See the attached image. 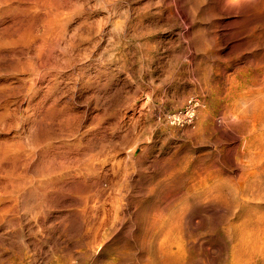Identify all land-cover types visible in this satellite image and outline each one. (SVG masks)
<instances>
[{
  "label": "rangeland",
  "instance_id": "374dc122",
  "mask_svg": "<svg viewBox=\"0 0 264 264\" xmlns=\"http://www.w3.org/2000/svg\"><path fill=\"white\" fill-rule=\"evenodd\" d=\"M232 1L0 0V264H264L235 182L264 0Z\"/></svg>",
  "mask_w": 264,
  "mask_h": 264
},
{
  "label": "bare ground",
  "instance_id": "6f19581e",
  "mask_svg": "<svg viewBox=\"0 0 264 264\" xmlns=\"http://www.w3.org/2000/svg\"><path fill=\"white\" fill-rule=\"evenodd\" d=\"M234 1V0H233ZM232 1V2H233ZM241 1H243V0H241ZM227 2H228V0H227ZM226 2V3H227ZM245 2V1H244ZM9 3V2H8ZM10 7V6H9ZM26 9V8H25ZM27 10V9H26ZM33 11V10H32ZM248 25V24H247ZM210 32V31H209ZM23 33H25V32H23ZM22 34V33H21ZM31 34V33H30ZM24 38V37H23ZM31 41H32V39H31ZM23 48V47H22ZM42 48V47H41ZM246 52V51H245ZM264 54V53H263ZM247 56V55H246ZM262 56H264V55H262ZM247 58V57H246ZM258 61V60H257ZM260 62H261V60H259ZM262 61L264 62V60L262 59ZM263 62H262V65H264L263 64ZM257 63V62H256ZM252 64V63H251ZM262 67V66H261ZM260 67V68H261ZM253 68V67H252ZM244 73V72H243ZM250 73V72H249ZM251 73H252V71H251ZM253 74V73H252ZM246 75H247V73H246ZM245 75V76H246ZM249 78V77H248ZM247 80V79H246ZM250 80V79H249ZM249 80H247V82L245 83V85H246V87H244L243 89H245V91H243V94H241V95H239V98H238V102H240V108H239V111H240V115L239 116H236V118H238V120H239V124H241V126H242V133H241V135H242V137H243V145H242V148L238 151V154H239V156L237 157V163L239 164V167H238V169H239V172H238V170H236V169H234V170H236L235 172H238L237 173V181H235L236 180V178H235V182H236V188H238L240 191H243V192H245V193H247V196H248V193L251 191H254V190H256L257 188H262V187H264V70H263V72L261 71V72H258V74H256L255 76H253L252 77V80L251 81H249ZM248 83H250V84H248ZM259 84H262L263 86H260V87H258V85ZM244 85V84H243ZM242 86V85H241ZM240 88V87H239ZM239 90H241V89H239ZM238 90V91H239ZM259 91V95H256L255 93H253L254 91ZM247 92H251V93H253V94H255V95H248L247 94ZM242 93V92H241ZM260 94H262V95H260ZM238 105V104H237ZM254 109V110H252L253 112L250 114L249 113V111H248V109ZM238 115V114H237ZM234 119V118H233ZM232 123V122H231ZM237 137V136H236ZM242 140V139H241ZM232 154H234V153H232ZM233 158V157H232ZM234 160V159H233ZM235 161V160H234ZM233 161V162H234ZM233 166V165H232ZM236 166V165H235ZM234 167V166H233ZM237 167V166H236ZM212 168V167H211ZM230 168V167H229ZM228 168V169H229ZM235 168V167H234ZM218 169V168H217ZM222 169H224V168H222ZM227 169V170H228ZM232 169V168H231ZM221 170V169H220ZM224 171V170H223ZM225 172V171H224ZM223 172V173H224ZM217 174H218V170H217V172H216ZM219 173H221V171L219 172ZM208 174H210V173H208ZM210 175H212V174H210ZM214 175V174H213ZM220 175V174H219ZM224 175H228V173L227 174H224ZM234 175H236V173L234 174ZM198 176V175H197ZM216 176V175H215ZM223 176V175H222ZM228 176H230V175H228ZM233 176V175H232ZM194 177H196V176H194ZM202 177V176H201ZM214 177V176H213ZM218 177V176H217ZM227 177V176H226ZM226 177H224V178H226ZM236 177V176H235ZM211 178V177H210ZM223 177H222V179H224ZM231 179H232V177H230ZM195 179V178H194ZM202 179V178H201ZM205 179V178H204ZM219 179V178H218ZM234 179V178H233ZM217 180V179H216ZM220 180H221V178H220ZM225 180V179H224ZM226 180H227V178H226ZM225 180V181H226ZM229 180V179H228ZM228 180H227V182H228ZM223 181V180H222ZM234 181H232V182H234ZM203 182V181H202ZM216 182V181H215ZM219 182V184H221L220 182L221 181H218ZM231 181H229V183H230ZM197 183V182H196ZM224 183H226V182H224ZM223 183V184H224ZM228 183V184H229ZM212 184V183H211ZM194 185V184H193ZM204 185H206V184H204ZM218 185V184H217ZM217 185H215V186H217ZM222 185V184H221ZM229 185H232V187H233V184H229ZM195 186H197V185H195ZM213 186V185H212ZM219 186V185H218ZM224 186H225V188L226 187H228L226 184H224ZM192 187V186H191ZM201 187H206V186H201ZM211 187V186H210ZM231 187V188H232ZM207 188V187H206ZM211 188H213V187H211ZM230 188V189H231ZM197 189V188H196ZM208 189V188H207ZM216 189V188H215ZM219 189V188H218ZM228 189V188H227ZM226 189V190H227ZM233 189H235L234 187H233ZM233 189H231V190H233ZM217 190V189H216ZM221 190H222V188H221ZM203 190H201V194L203 195V192H202ZM209 192H210V190H208ZM228 191H230V190H228ZM257 191V190H256ZM204 192H206V191H204ZM225 192H227V191H225ZM238 192V191H237ZM261 192H262V190H261ZM263 192H264V190H263ZM196 193V195H198L199 194V192L197 193V192H195ZM195 193H193V194H195ZM213 193V192H212ZM212 193H209L210 195H212ZM230 193V192H229ZM233 193H236L235 192V190H234V192H232V195H233ZM253 193V192H252ZM251 193V194H252ZM258 193H260V191H258ZM226 194V193H225ZM238 194V193H237ZM239 194H240V192H239ZM238 194V195H239ZM250 193H249V195H251ZM261 194H263V193H261ZM195 195V196H196ZM200 195V194H199ZM197 196L198 197V199H201L200 197H203V196ZM210 195H209V197L208 198H210ZM215 195H217V193L215 194ZM219 195V194H218ZM220 195H221V193H220ZM242 195V194H241ZM244 196L246 195V194H243ZM222 196V195H221ZM236 196V195H235ZM247 196L246 197H244V199L245 198H247ZM252 196H253V194H252ZM224 197V196H223ZM242 197V196H241ZM262 197V196H261ZM196 197H194V199H195ZM206 198V197H205ZM212 199L211 200H209V199H207V201L209 200L210 201V204L212 203L211 201H213V198L214 197H211ZM217 200H216V199ZM215 198H214V200H216V201H213V203L214 202H216V203H219L218 201H219V199L215 196ZM222 198V197H221ZM238 198V197H237ZM252 198V197H251ZM250 198V199H251ZM227 199V198H226ZM226 199H222V200H226ZM241 199V198H240ZM243 199V200H244ZM247 199H249V198H247ZM197 200V199H196ZM228 200V199H227ZM252 200V199H251ZM245 201H246V199H245ZM197 202H199V201H197ZM202 202H203V200H202ZM195 203V202H194ZM199 203H201V202H199ZM204 204H205V202H203ZM223 203H225V202H223ZM196 204V203H195ZM206 204H208V203H206ZM201 205H203L202 203H201ZM213 205H215V203L213 204ZM213 205H210V206H213ZM205 206V205H204ZM216 206H217V204H216ZM218 206H219V204H218ZM222 206V205H221ZM227 206H229V203L227 202ZM226 206V207H227ZM239 206V205H238ZM215 207V206H214ZM224 207V206H223ZM254 208V207H253ZM258 210V209H257ZM260 210V209H259ZM258 210V211H259ZM262 210V209H261ZM262 211H264V209L262 210ZM229 212V211H228ZM248 213V212H247ZM252 213H253V211H252ZM251 213V214H252ZM255 213V212H254ZM260 213V212H259ZM258 213V214H259ZM261 213H263V212H261ZM246 214V213H245ZM264 214V213H263ZM263 214H261L262 216H257L258 218H257V220L255 219V218H253V219H255V222L254 221H250V220H248V221H250L249 223H246V221H247V219H246V221H245V223H244V221H243V224H245L244 225V227H243V240L241 241L240 239H237V240H240L241 241V243H243V247H241V248H243V251H244V253H247V255H245V254H243V255H245V256H249L250 258L249 259H251V260H249L248 258V260L249 261H252V259L253 260H263L264 259V215ZM260 215V214H259ZM244 216V215H243ZM254 216V215H253ZM252 216V217H253ZM245 218V217H244ZM240 221H241V219H240ZM238 223H240V222H238ZM163 226V225H162ZM234 226H236V225H234ZM238 226H241V225H237V228L239 229V227ZM161 228V227H160ZM234 228V227H233ZM169 229V228H168ZM162 230V229H161ZM235 230V229H234ZM240 230H242L241 228H240ZM238 232H239V230H237ZM241 233V231L239 232V234ZM241 233V234H242ZM234 235H235V233H234ZM237 236H238V234H237ZM237 236L235 237V238H237ZM166 237V236H165ZM234 237V236H233ZM238 237H241V236H238ZM234 238V239H235ZM236 240V239H235ZM227 241V240H226ZM240 243V242H239ZM238 243V244H239ZM246 243L248 244V243H250V245H248V247H247V245H246ZM234 245H236V244H234ZM240 245V244H239ZM179 246V245H178ZM238 246V245H237ZM236 247V246H235ZM234 247V248H235ZM240 247V246H239ZM238 249V248H237ZM236 249V250H237ZM240 249V248H239ZM234 251L233 252H235V249H233ZM242 250V249H241ZM238 251V250H237ZM239 252H241V251H239ZM236 253V252H235ZM238 253V252H237ZM240 254V253H239ZM233 256V255H232ZM242 256V255H241ZM236 257V256H235ZM237 257H239L238 255H237ZM243 257V260H245L244 259V256H242ZM248 260H246V261H248ZM264 261V260H263ZM262 261V262H263ZM172 263V262H171ZM264 263V262H263Z\"/></svg>",
  "mask_w": 264,
  "mask_h": 264
},
{
  "label": "built area",
  "instance_id": "2783aa9c",
  "mask_svg": "<svg viewBox=\"0 0 264 264\" xmlns=\"http://www.w3.org/2000/svg\"><path fill=\"white\" fill-rule=\"evenodd\" d=\"M200 100L197 96H191L181 108L167 111L162 118L171 125L185 126L195 121Z\"/></svg>",
  "mask_w": 264,
  "mask_h": 264
}]
</instances>
